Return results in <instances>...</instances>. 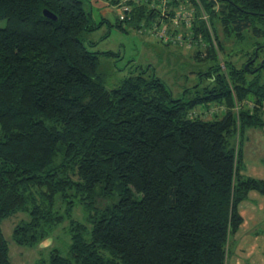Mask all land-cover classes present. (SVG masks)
Listing matches in <instances>:
<instances>
[{"label": "trees", "instance_id": "obj_1", "mask_svg": "<svg viewBox=\"0 0 264 264\" xmlns=\"http://www.w3.org/2000/svg\"><path fill=\"white\" fill-rule=\"evenodd\" d=\"M146 3L115 26L148 29L161 11ZM189 4L183 35L206 48L195 59L221 62L184 100L143 72L106 87L99 54L110 52L82 38L99 27L85 0H0V264H13L2 222L18 211L29 216L13 231L22 246L70 221L67 254L52 247L35 264L227 263L242 202L264 195V178L244 172L247 133L264 128V0ZM253 37L241 66L222 57ZM211 104L225 105L212 120L192 112Z\"/></svg>", "mask_w": 264, "mask_h": 264}, {"label": "rangeland", "instance_id": "obj_2", "mask_svg": "<svg viewBox=\"0 0 264 264\" xmlns=\"http://www.w3.org/2000/svg\"><path fill=\"white\" fill-rule=\"evenodd\" d=\"M128 1L118 0L117 3H113L112 0H85L86 9L91 11L99 27L83 33L82 38L85 39L91 51L110 52L99 54V71L104 74L106 87L116 88L124 78L143 72L145 76L156 75L162 78L172 90L174 97L190 100L198 91H201L204 85L211 82V78H207L206 75L201 77L199 73L206 72L211 65L218 64L221 60L197 61L195 53L199 50L205 51V44L191 41L190 34L187 38L184 37L183 34L188 29L186 24L183 28L182 23L174 26L171 20L169 23H162V20L166 19L164 15L153 19L158 22L155 26V32L158 35L149 32L153 24L149 25L148 29L139 31L124 22L126 30L119 29L115 25L121 14L128 15L134 3L147 2L146 0ZM127 2L131 9L124 12ZM184 5L188 7L193 17L194 7L189 4V0L172 2L170 7L176 8L177 12L187 9ZM103 19L110 21L113 26L107 22L101 24ZM5 23L6 21L3 20L1 25L5 26ZM175 29H178L179 33L175 34ZM165 32L173 36L175 43L162 41L160 35L163 36ZM253 41L257 40L253 37L246 38L243 43L227 44L222 57L232 58L237 66H241L245 58L241 59L240 56L253 51V46L250 44ZM260 54L264 55V49L260 51ZM223 107H225L223 104H211L207 108L198 106L192 112L203 119L212 120L215 118L212 112L215 113V109L222 111ZM245 168L244 172L247 175L264 178V128H252L247 133ZM107 200L99 198V205L105 206ZM257 207L258 211L255 210ZM241 214L244 217V223L240 231L230 238L226 264H264V195L256 191L250 192L248 199L241 204ZM87 215L88 212H85L80 205L74 209L75 219L85 221L89 225L86 220ZM28 219L27 213L18 211L2 222L3 233L10 244V257L13 264H35L39 259L47 257L52 247H58L62 253L67 254L71 242L69 220L57 224L47 238L37 246L31 247L19 245L13 239L14 228Z\"/></svg>", "mask_w": 264, "mask_h": 264}, {"label": "built area", "instance_id": "obj_3", "mask_svg": "<svg viewBox=\"0 0 264 264\" xmlns=\"http://www.w3.org/2000/svg\"><path fill=\"white\" fill-rule=\"evenodd\" d=\"M129 1H131V0H129ZM129 1H128V2H129ZM134 1H142V0H134ZM146 1H149V0H146ZM128 2L125 3L127 6L124 7V12L127 11V10L130 8ZM172 2H174V0H150V4H151V6H152L153 8H156V9L160 10V11H161V15H164L165 18H167V17L170 18V20L172 21L171 23H172L174 26H178L180 23H183V22H184L188 27H190V25H191V20L193 19V17H192V13H190V11H189V9H188L187 6L184 5L187 9H182V10L177 11V12H176V10H175V15H174V16H171V17H170V16L167 14V11L169 10V8H170ZM130 9H131V8H130ZM175 9H176V8H175ZM193 11H194V10H193ZM122 13H123V12H122ZM125 17H126V16H124V14H121L120 17H119V19H120V20H124ZM162 21H163L162 23H166V22H165L166 19H165V20H162ZM162 23H161V24H162ZM157 25H158V24H157V22L155 21V22L153 23L152 27L149 28V32L152 33V34H157V35H158V33L155 32V30H156V29H155V26H157ZM161 31L163 32V31H164V28L161 29ZM160 36L162 37V40H163L164 42L172 41V42L175 43L174 39H172L173 36H172V37L169 36L168 34H166V32H165V34H164L163 36H162V35H160Z\"/></svg>", "mask_w": 264, "mask_h": 264}, {"label": "water", "instance_id": "obj_4", "mask_svg": "<svg viewBox=\"0 0 264 264\" xmlns=\"http://www.w3.org/2000/svg\"><path fill=\"white\" fill-rule=\"evenodd\" d=\"M44 14H45L46 16H49V17L53 18V19H57V16L54 15L52 12H50V11H48V10H44ZM262 64H263V61H262Z\"/></svg>", "mask_w": 264, "mask_h": 264}, {"label": "crops", "instance_id": "obj_5", "mask_svg": "<svg viewBox=\"0 0 264 264\" xmlns=\"http://www.w3.org/2000/svg\"><path fill=\"white\" fill-rule=\"evenodd\" d=\"M259 178H261V177H259ZM255 210H256V211H258V210H259V208L257 207Z\"/></svg>", "mask_w": 264, "mask_h": 264}]
</instances>
